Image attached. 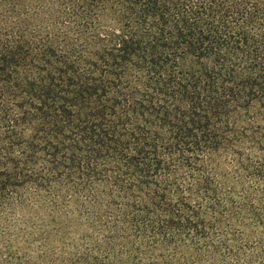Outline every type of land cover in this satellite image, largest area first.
<instances>
[{"label":"trees","instance_id":"16d2710c","mask_svg":"<svg viewBox=\"0 0 264 264\" xmlns=\"http://www.w3.org/2000/svg\"><path fill=\"white\" fill-rule=\"evenodd\" d=\"M0 264H264V0H0Z\"/></svg>","mask_w":264,"mask_h":264}]
</instances>
